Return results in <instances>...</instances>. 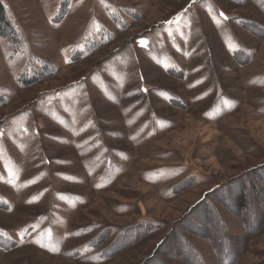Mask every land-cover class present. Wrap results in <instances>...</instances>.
Returning <instances> with one entry per match:
<instances>
[{
  "label": "rangeland",
  "instance_id": "1",
  "mask_svg": "<svg viewBox=\"0 0 264 264\" xmlns=\"http://www.w3.org/2000/svg\"><path fill=\"white\" fill-rule=\"evenodd\" d=\"M0 1V264H264V0Z\"/></svg>",
  "mask_w": 264,
  "mask_h": 264
},
{
  "label": "trees",
  "instance_id": "2",
  "mask_svg": "<svg viewBox=\"0 0 264 264\" xmlns=\"http://www.w3.org/2000/svg\"><path fill=\"white\" fill-rule=\"evenodd\" d=\"M4 25L6 28L4 27ZM0 27H1L0 30L2 31V32H0L1 34L4 35V33H5L4 31H6V29H7L11 38H14L13 31L10 29L9 25L6 22L5 9H4L1 1H0ZM35 82H36L35 80L31 79V81L28 80L27 84H30L29 86H31V84H33ZM261 170H262V168L255 170V172L252 171L253 173L251 176L247 175V176L243 177L241 180H239V182H238V180L234 182L235 188L237 190L235 189V192H233V195H236V197H237L236 198L237 207H239V212H240L239 214L241 215V219H242L241 221L244 222L243 224L248 223L247 217L250 214L251 207H252L251 205H252L253 201H252V199H250V194H251L250 192L255 191L254 195H256V193L258 192V190L260 188H264V167H263L262 172H261ZM246 178H248V179H246ZM256 185H258L257 188H256ZM262 227L257 229L256 232L254 230H253V233H249L248 231L247 232L250 235H255V234H257V232L259 230L262 229ZM245 228H246V226H245ZM212 244L214 247L215 244L213 243V241H212ZM106 261H108V260H96L93 263L98 264L100 262H106Z\"/></svg>",
  "mask_w": 264,
  "mask_h": 264
}]
</instances>
